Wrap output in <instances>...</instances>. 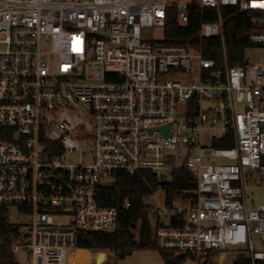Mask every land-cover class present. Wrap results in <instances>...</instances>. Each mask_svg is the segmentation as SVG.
Here are the masks:
<instances>
[{"label": "built area", "instance_id": "1", "mask_svg": "<svg viewBox=\"0 0 264 264\" xmlns=\"http://www.w3.org/2000/svg\"><path fill=\"white\" fill-rule=\"evenodd\" d=\"M193 5L217 13L198 38L222 44L223 8L255 13L249 41L264 58V0H0V243L12 264H67L78 230H114L118 210L97 190L118 171L197 182L193 203L149 208L158 249L264 264V203L247 191L253 172L264 185V63L218 66L167 43L168 11L185 25Z\"/></svg>", "mask_w": 264, "mask_h": 264}, {"label": "trees", "instance_id": "2", "mask_svg": "<svg viewBox=\"0 0 264 264\" xmlns=\"http://www.w3.org/2000/svg\"><path fill=\"white\" fill-rule=\"evenodd\" d=\"M223 38L201 40L198 38L201 23L217 20L214 9L200 10L198 6H191L188 10V22L180 25L174 10L168 11L165 37L167 43L190 44L194 48H201L205 57L211 58L218 66H223L226 58L229 66L245 67L248 59L246 53L255 46L249 41V34L256 29L253 12H238L235 8H223ZM219 146H228V142H219ZM158 190L164 192V205L175 203L191 204L196 198L197 182L186 171H174L165 180H161L149 171H138L128 174L118 171L113 175V184H101L97 190V202L101 206L114 207L118 210L117 226L112 231H77V248L102 249L114 252L115 259H123L134 251H157L165 264H181L193 256L176 254L175 252L158 249L154 242L157 228L149 221L144 200ZM127 200L130 207L124 208ZM150 212V211H149ZM174 222V221H173ZM139 230L140 237L135 239V230ZM217 255L211 252L206 255L203 264H209V257ZM14 255L0 243V264H12ZM201 259V258H200ZM200 259H198V264ZM201 264V263H200ZM232 264H252L249 258L239 257ZM262 264V263H255Z\"/></svg>", "mask_w": 264, "mask_h": 264}, {"label": "rangeland", "instance_id": "3", "mask_svg": "<svg viewBox=\"0 0 264 264\" xmlns=\"http://www.w3.org/2000/svg\"><path fill=\"white\" fill-rule=\"evenodd\" d=\"M157 36L160 37V33H157ZM246 56L248 58L249 63L253 64H262L264 63V58L262 54V50L258 46H253L248 49ZM76 120L80 124L85 125L86 130H90V126L87 124L89 117L85 114L84 110H79L76 114ZM208 143V142H207ZM256 178V175L251 173L248 175V195L250 197V201L252 204L257 205L260 203H264V185L257 186L254 184L253 180ZM260 185L262 183H259ZM145 211L148 212L149 221L154 224L155 220L149 212V208L153 207H162L164 205V192L162 190H158L152 196L146 198L144 200ZM187 206V204H184ZM135 239L138 240L140 237L139 230L134 231ZM178 254V253H176ZM235 253L229 252L226 255H217L209 257V264H232L235 260ZM130 256V255H129ZM193 256V255H191ZM221 259H219V257ZM128 257V256H127ZM126 258V257H125ZM124 259V258H123ZM204 257H201L199 264H203ZM122 259H115L113 252L102 249H80L76 248L74 250L69 251L68 253V261L67 264H117ZM163 264H165L163 262ZM181 264H198V260L193 256V258H188L183 261Z\"/></svg>", "mask_w": 264, "mask_h": 264}, {"label": "crops", "instance_id": "4", "mask_svg": "<svg viewBox=\"0 0 264 264\" xmlns=\"http://www.w3.org/2000/svg\"><path fill=\"white\" fill-rule=\"evenodd\" d=\"M117 264H163V260L157 251L140 250L134 251Z\"/></svg>", "mask_w": 264, "mask_h": 264}]
</instances>
